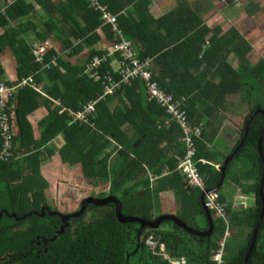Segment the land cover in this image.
Returning a JSON list of instances; mask_svg holds the SVG:
<instances>
[{
    "label": "trees",
    "instance_id": "1",
    "mask_svg": "<svg viewBox=\"0 0 264 264\" xmlns=\"http://www.w3.org/2000/svg\"><path fill=\"white\" fill-rule=\"evenodd\" d=\"M14 1L6 12L0 13V52L7 48L12 50L18 64V80L42 70L35 62L32 46L24 39L26 32L40 42L56 35L66 51L72 52L71 56L92 48L83 65L73 66L71 62L59 59L58 64L66 71L59 66L44 71L53 81L47 92L73 112L82 110L87 102L103 92L102 84L84 73L86 62L94 55L104 53L95 50L102 41L98 32L102 30L110 41L118 40V36L112 27H103L101 12L92 8L89 0H35L46 13L44 24L33 21L37 14L33 3ZM100 1L112 14L118 15V30L132 43L138 57L156 58L155 79L161 86L177 98L186 97L185 109L191 126L204 125L202 137L194 140L197 159H204L209 164L199 163L198 167L206 189L217 190L223 178V172L217 166L223 167L242 144L252 114L264 110V59L255 64L250 61L248 55L252 47L238 31L225 37H221L222 31H219L210 39V45L202 49L208 29L202 26L196 10L186 6H181L170 16L176 17L171 30H183L180 36L183 39L161 44L158 33L151 27V20L145 15L150 0L136 4L139 19L132 11L128 15L121 14L135 0ZM168 20L169 17L162 19L160 27H166ZM181 52L183 55L179 57L177 53ZM235 52L241 58V66L237 68L228 62ZM55 55V52L49 54L47 61L51 62ZM204 63L207 66L200 73H191ZM106 67L111 68L106 65L104 69ZM218 77L221 78L219 82L216 81ZM5 78L6 70L0 63V81ZM235 94L241 95V105L232 101L231 96ZM9 104L14 106L12 110L20 126V136L15 138V143L19 142L24 148V159L18 163L11 160L0 164V174H8L6 190L3 194L0 192V214L4 210L10 214L0 217V264H168L147 248L146 240L150 235H156L173 256L186 257L193 264H213L219 242L229 229L224 220H219L216 237L210 240L193 236L169 222L164 225L172 224L174 229H144L139 236L141 225L119 223L116 205L91 206L84 216L72 218L65 233L53 241L63 222L59 215L49 211L43 216L48 208L53 213L59 210L46 200L50 183L42 174V164L49 156L60 153L64 164L81 167L83 178L93 185V189L101 185L106 187V193L100 196L120 200L123 216L153 221L156 219L152 215L155 200L164 193H174L182 202L185 218H180L188 226L201 230L194 220L200 222L202 216L206 219L202 192L190 187L177 171L178 157H184L187 152L183 141L185 133L176 123L169 129L160 128L168 115L157 102L148 99L142 81L137 80L118 94L99 100L96 114L91 118L95 128L73 123L68 112L61 114L62 107L53 109L55 102L32 86L18 89ZM43 104L50 110V115L37 140L28 116ZM242 105L250 107L242 138L234 149L224 151L218 139L228 115H237ZM263 126V116H256L245 146L228 168L223 186L224 189L229 182L231 189L253 196L251 205L236 208L234 201L222 196L223 189L220 190L221 202L229 206L232 232L227 240L224 264H244L254 228L262 214L260 187L264 164L259 153V140ZM27 136L34 140L35 151L26 146ZM60 136L64 137L65 145L59 149L51 143ZM262 148L264 154V140ZM166 171L169 174L163 175ZM149 172L158 178L154 183ZM27 200L29 202L25 204ZM38 202H43L40 205L43 208L32 210L27 207L29 204L35 207ZM231 239L238 240L235 247H232ZM248 264H264V220Z\"/></svg>",
    "mask_w": 264,
    "mask_h": 264
},
{
    "label": "built area",
    "instance_id": "2",
    "mask_svg": "<svg viewBox=\"0 0 264 264\" xmlns=\"http://www.w3.org/2000/svg\"><path fill=\"white\" fill-rule=\"evenodd\" d=\"M91 7L100 11L103 27H112L114 33L118 36V41L113 44L111 50L101 54L94 55L85 64L84 73L99 82L103 86V92L96 99H93L78 112L69 111L73 123L88 124L95 128L91 118L95 116L98 101L106 99L108 96L118 94L125 86H131L135 81H142L148 99L157 102L167 113L168 119L160 125V128L169 129L172 123H176L185 133L183 139L186 143V155L178 157L179 165L177 171L181 173L184 180L190 187L200 190L205 195V207L214 213L219 220H224L228 225L226 236L219 242V249L213 256V264H224L227 240L232 235L231 218L229 215V206L221 202L220 192L208 191L203 175L199 171L198 164H209L208 161L197 159V147L195 138H201L204 132V125L192 127L187 115L186 97L177 98L173 93L166 91L158 80L155 79L154 60L152 58L141 59L138 57L133 45L125 40L122 33L118 30V16L109 12L108 8L101 4L100 0H89ZM51 52V47L47 42H38L32 46V54L35 62L43 69H52L58 66L56 60L47 62V57ZM116 63V65H114ZM109 65L111 68L104 66ZM33 72L27 77L20 79L16 84H10L7 81H0V164L14 160L16 148L14 146V132L11 125L10 98H14L17 90L25 86H32L40 89L35 80ZM222 166L217 168L221 170ZM166 171L163 175H168ZM158 178L150 175V180L154 183ZM146 246L155 256L161 257L168 264H193L186 257L173 256L168 252L166 246L156 235H150L146 240Z\"/></svg>",
    "mask_w": 264,
    "mask_h": 264
},
{
    "label": "crops",
    "instance_id": "3",
    "mask_svg": "<svg viewBox=\"0 0 264 264\" xmlns=\"http://www.w3.org/2000/svg\"><path fill=\"white\" fill-rule=\"evenodd\" d=\"M25 1L27 3H33L36 6L37 14L34 15L33 21H35V22L37 21V22H39V24H44L46 22V19H47L46 13L44 12V10L36 5L37 3L35 0H25ZM55 1H57V0H55ZM140 1L141 0H135L134 4H131L130 7L123 9L121 14L128 15V13L132 11V12H134L133 14L136 17V19H139L140 12H137L136 4H138ZM240 1L241 0H150V4L148 6L147 11H145V15H147L146 17H148V19L151 20L152 29L156 33H158V35H159V37H157L158 41L161 40V44H164L165 42L177 41L178 38L183 39L182 37H180L184 33L183 30H174V31L171 30L176 17H170V16L172 14L174 15L176 13V11L181 6H186L190 9L196 10V13L199 15L200 20L202 22V26H205L208 29V34L205 36V42L201 46L202 49H205L210 45V39H212L215 36V34H217L219 31H222V33H220L221 37L230 36L233 31H238L239 35L242 36V38L245 39L249 43L250 47H252V50L249 53L248 58L250 59L251 62H253V64H255V63H258L260 60L264 59V55L263 54L260 55V53H262V52L264 53V36H262V34H259V32L258 33L256 32V22H255L257 13L263 12L264 7L262 8V10H253L252 9L253 6L246 7L244 9V7H243L244 5L242 6L240 4ZM14 2H15L14 0H0V8H1L0 13L6 12L7 9H9V7L14 4ZM102 5H104V4H102ZM104 6H106L108 8L107 5H104ZM108 10H109V8H108ZM258 11H260V12H258ZM165 17H169L168 22H166L167 26L166 27L165 26L160 27L159 23L162 19H165ZM12 25L14 26V24H12ZM258 28L260 29L259 26H258ZM182 31H183V33H182ZM0 33H1V31H0ZM98 34L100 35L102 41L95 47V50H97L99 52H108L109 50H111V47L113 46V44H115L118 41V40H116V41L108 40L107 37L103 34L102 30H100L98 32ZM27 36H31L33 38L35 37V36L31 35L30 33L26 32L24 34V39L27 42H28ZM49 37H50L49 40L46 42L49 43V45L51 47L50 54L53 52L56 53V55L54 56L52 61H54V60L57 61V60L61 59V60H64L66 62H71L73 66L78 65V64L83 65L85 63V61L87 60V58L90 56V53L92 51V48H86L82 52H80L79 54L71 56L72 52L66 51L64 44L61 42V40H59L57 38L56 35H52ZM38 42H40V41H39V39L36 38V41L29 43V45L33 46L35 43H38ZM235 42H237V41H235ZM206 45H208V46H206ZM139 49H142V48H139ZM227 52L228 51H226L225 53L227 54ZM177 55L182 56L183 54L181 52V53H177ZM258 55H260V56H258ZM149 58H152L153 60L156 59L153 57H149ZM228 62L230 65H232L235 68L241 66V58L238 54H236V52L229 56ZM0 63L6 70L5 80L10 84H16L19 81L18 80V78H19L18 72H17L18 64H17L15 56L12 53V50L10 48L4 49L2 52H0ZM114 65H116V63H114ZM58 66L62 71H66V68L63 67L62 65H58ZM206 66H207L206 63H204L202 66L199 67L198 70H196V69L191 70V73L193 75H197ZM154 67H155V61H154ZM45 70H47V69L39 70L35 74V80H36L37 85L40 87V89H36L33 87L34 90H36L38 93L42 94L44 97L49 98L53 102H55V106L53 107V109H56V107H62L61 112H60L61 114H64L66 112L69 113V111H73L70 108L64 107L62 102L59 99H55L54 97H52L47 92V88L53 84V81L50 80L47 77V75L44 73ZM43 73L45 74L44 76H43ZM40 77H42V78H40ZM38 78H39V80H37ZM220 80H221L220 77H218V79L216 78L217 82H219ZM235 96H239L241 98L240 94H235V95L231 96V99H232V97H235ZM13 109H14V106H13ZM242 113H243V111L241 109L237 112V115H241ZM49 115H50V110L48 109V107H46L43 104L42 107L35 110L34 112H32L28 116V123L32 128L35 139L38 140L40 138V136H42V132L44 130L43 123L49 117ZM232 115H228L227 121H230L229 118ZM11 116H12V118H11L12 131L14 132V146L17 149L16 152L18 155L13 160V162L17 161V163H18V161L24 159V157H22L24 155L23 154L24 148L21 146V144L19 142L15 143V138L20 136V128H19L20 126L17 123V119L15 117V111L14 110H12ZM233 116H236V115H233ZM223 133L224 132L222 130L221 135H220L218 140H219V142H221L220 144L223 145L222 147H224V149H223L224 151L231 150V149H229L228 143L227 144L223 143V140H222V137L224 135ZM26 139H27L26 146L30 147V148H34V151H35L36 148L33 147V146H35L34 140L30 136L29 137L27 136ZM21 141H22V139H21ZM51 144H53L55 147H58L59 149L62 148L65 145L64 137L60 136L56 141H54ZM234 147L232 149H234ZM215 148H217L216 145H215ZM5 163H9V162H5ZM67 167L70 169L74 168V171H72V172L79 173L81 175V178L84 180V183L89 184L88 180H85L83 178L82 170H81L80 166L71 167L68 164H64L62 157H61V154L57 153L54 156H51V157L49 156L46 160H44V162L42 164V174L45 177V179H47V181L50 183V187L47 191L51 190V187L53 186L51 184L52 182L50 180V178H51L50 174H52L51 173L52 169L53 168L57 169L58 172L63 173L64 170H67V169H65ZM68 171H71V170H68ZM148 175L150 178V175H152V174L149 172ZM55 184H56V191H57L56 193H58L60 191L61 184L58 181H56ZM168 196L175 197L174 198L175 199L174 200L175 205L169 206V204L162 203L164 198H166ZM245 197L247 198V196H245ZM248 198H249L248 200H250V205H251V203L253 201V196H248ZM159 201H160L162 207H164L163 209H166V210L175 209V208L179 209L180 207H181V209L183 208L182 202H180L178 200V198L175 196L174 193H164V194L160 195ZM164 215H172V214H163L162 216H164ZM173 216H177V215H173ZM177 217L180 218V216H177ZM204 222H205V224L206 223L209 224L207 216H206V219L202 216V218L200 220L201 226L204 225ZM169 223H174V222H169ZM196 224H198V222H196ZM175 225H177V224H175ZM167 250L169 253H171L168 248H167Z\"/></svg>",
    "mask_w": 264,
    "mask_h": 264
},
{
    "label": "rangeland",
    "instance_id": "4",
    "mask_svg": "<svg viewBox=\"0 0 264 264\" xmlns=\"http://www.w3.org/2000/svg\"><path fill=\"white\" fill-rule=\"evenodd\" d=\"M240 4L242 6L244 5L243 6L244 9L246 7L253 6L252 8L253 10H262V8L264 7V0H244V1L241 0ZM255 22H256V32L257 33L259 32V34H262V36H264V10L263 12L257 13ZM258 26L260 27V29L258 28ZM27 40H28V43H32L36 41V38L27 36ZM261 54L264 55L263 52L260 53V55ZM240 100L241 98L239 96L232 97V101L235 102V104L237 105H241ZM241 109L243 113L241 115H236V116L232 115L229 118L230 121H226L225 123L226 126L223 129V132H224L223 133L224 135L222 137L223 143L225 144L228 143L229 149L231 150L241 138L245 118L247 114L250 112V107L248 106H243ZM239 162L240 161H238V163ZM65 169L67 170H64V172L61 173V172H58L57 169L53 168L51 171L52 174H50V177H51L50 180L53 186L51 187V190L47 192V195L46 194L45 195H46V200L55 209H58L64 213H68L69 211H74L80 205L79 203L81 199H83L84 197H88V196L97 197L99 195H103L104 193H106L107 189L105 186L101 185L98 187V189H95V187L93 189V185L91 183L89 184L84 183V180L81 178V175L79 173L72 172L74 171V168L70 169L67 167ZM68 170H71V171H68ZM0 175H1L0 176V192L3 194L4 192L3 190H6L8 174L2 173ZM56 181H58L61 184L60 191L58 193H56L57 192L56 184H55ZM221 194L222 196L228 197L231 201H234L236 208L241 207V206H244V208L250 206V200H248L249 199L248 196L246 198L245 195L241 191L237 192L236 189L235 190L231 189V187L229 186V182H227ZM30 197H33V195H31ZM174 198L175 197L168 196L164 198L163 202L161 200L160 201L162 203H166V204H169V206H171V205H175ZM29 200H27L25 204H28ZM160 201H159V198L155 200L156 205H154V209L152 213L154 218H159L163 214H172V215H177V216L185 218L184 211L181 209V207L179 209L175 208V209L166 210V209H163L164 207H162ZM6 202L7 201H5V203ZM42 203L43 202H38L37 204L35 203V207L29 204V206L27 207H29V209H32V210L34 209L38 210L39 208H43L42 206H40L42 205ZM89 216L90 215L87 216L86 220L89 218ZM195 221H197L198 222L197 225L201 227V223L199 222V220L195 219ZM189 222L192 224L193 220L190 219ZM161 229L163 231H168V230L174 229V227L172 226V224H167V225H163ZM237 242H238L237 239H231L232 247H235Z\"/></svg>",
    "mask_w": 264,
    "mask_h": 264
},
{
    "label": "water",
    "instance_id": "5",
    "mask_svg": "<svg viewBox=\"0 0 264 264\" xmlns=\"http://www.w3.org/2000/svg\"><path fill=\"white\" fill-rule=\"evenodd\" d=\"M258 115H262L264 118V110H259L256 111L255 113L252 114V116L249 119V123L247 125V131H246V135L245 138L242 142V144L239 146V148L237 149V151L230 156L225 165L223 167H221V171L223 172V178H222V182L220 184V186L218 187L217 190H215L216 192H220V190L223 189L224 183L226 181L227 178V172H228V168L230 166V164L234 161L235 156L237 155V153L245 146L246 142H247V138H248V134H249V130H250V126H251V122L254 120V118ZM263 140H264V126H263V131H262V135L261 138L259 140V153L263 159V164H264V154H263V148H262V144H263ZM260 197L262 200V214L260 217V220L258 222V224L256 225V227L254 228V232H253V237H252V242L250 245V248L247 252V255L245 257V261L244 264H248L249 262V258L256 246L257 243V237H258V233L261 227V224L264 220V172H263V176H262V180H261V187H260ZM205 195L202 194L201 197V203L204 209V212L207 216V219L209 221V227L210 230L206 233L200 232L190 226H188L184 221H182L179 217L177 216H173V215H164L162 217L156 218L154 221H148L145 219H141V218H135V217H125L121 214V203L120 200L114 198V197H106L104 199H97V198H88L84 201V207L82 209V211L78 214V215H73L70 217H65L66 219L70 220L71 218H79L80 216L84 215L87 207L89 205H94L96 207H105L109 204H114L116 205V215L117 218L119 220V223L121 224H127V223H137L139 225H141V231L139 233V236L142 235L143 230L144 229H153V230H159L165 223L167 222H174L175 224H177V226L180 227V229L186 231L187 233L196 236V237H200V238H206V237H210L213 236V233L215 231V218L213 216V213L210 212L209 210L206 209L205 207ZM49 211L52 215H59L63 220L65 219L64 217H62L63 215H60L59 212H51V210L48 208L46 210H44L43 216H46V212ZM4 214V212H2L0 214V217ZM8 214V213H5ZM38 214V213H35ZM15 216V215H13ZM24 219H26V217H24ZM68 227V225H66L65 227H62V229L60 230V232L56 235V238L53 241H56L58 239L59 234H64L66 228ZM129 259V258H128Z\"/></svg>",
    "mask_w": 264,
    "mask_h": 264
},
{
    "label": "flooded vegetation",
    "instance_id": "6",
    "mask_svg": "<svg viewBox=\"0 0 264 264\" xmlns=\"http://www.w3.org/2000/svg\"><path fill=\"white\" fill-rule=\"evenodd\" d=\"M245 122L246 121H244V124H245ZM244 131V127H243V129H242V132ZM241 138H242V135H241ZM240 138V139H241ZM239 139V140H240ZM237 144H238V142H237ZM237 144L235 145V147L237 146ZM234 147V148H235ZM106 197H109L108 195L107 196H98V197H93V196H88V197H84L83 199H81V201H80V205L74 210V211H69L68 213H64V212H61L60 210H59V213H60V215H63L62 217H70V216H73V215H78L81 211H82V209H83V207H84V201L86 200V199H88V198H97V199H104V198H106ZM91 206H94V205H89L88 207H87V209H86V211H85V213H84V215L88 212V210H89V208L91 207ZM94 207H96V206H94ZM5 212H8L7 210H4V214H5ZM8 214H9V212H8ZM10 215V214H9ZM84 215H82V216H84ZM82 216H80V217H82ZM213 216H214V218H215V231H214V233H213V236H210V237H206L207 239H214L215 237H216V233H217V226H218V224H220V222H219V219L216 217V215L213 213ZM60 217V216H59ZM64 217V218H65ZM61 218V217H60ZM61 220H62V222H63V225H62V227H65L66 225H68L69 226V222L72 220V218L70 219V220H68V219H62L61 218ZM155 220V219H154ZM153 220V221H154ZM194 222H197V221H194ZM207 224V223H206ZM206 224L204 223V225L203 226H201L200 227V229L201 230H199L200 232H203V233H206V232H208L209 230H210V227L208 226V227H206ZM207 225H209V224H207ZM61 227V228H62ZM206 238H204V239H206Z\"/></svg>",
    "mask_w": 264,
    "mask_h": 264
},
{
    "label": "clouds",
    "instance_id": "7",
    "mask_svg": "<svg viewBox=\"0 0 264 264\" xmlns=\"http://www.w3.org/2000/svg\"><path fill=\"white\" fill-rule=\"evenodd\" d=\"M17 151V150H16ZM16 155H17V152H16Z\"/></svg>",
    "mask_w": 264,
    "mask_h": 264
}]
</instances>
